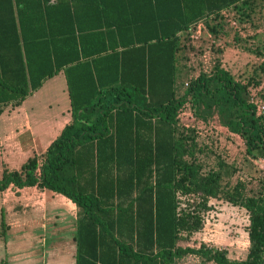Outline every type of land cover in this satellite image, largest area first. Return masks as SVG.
I'll return each mask as SVG.
<instances>
[{
	"label": "trees",
	"instance_id": "trees-1",
	"mask_svg": "<svg viewBox=\"0 0 264 264\" xmlns=\"http://www.w3.org/2000/svg\"><path fill=\"white\" fill-rule=\"evenodd\" d=\"M259 3V0H151L154 18L139 22L135 27L146 34L155 32L143 40L139 38L145 43L141 47L143 50L157 47L171 51L160 57L162 64L171 60L172 85L177 57L188 59L189 54L185 52L195 49L191 27L201 20L220 43L213 46L215 64L212 71L201 69L200 76L191 81L182 95L175 98L172 91L170 97L154 103L148 101L153 97L147 89L151 77H145L144 86H115L102 92L101 97L106 94L117 97V103L108 108V112L117 109L121 126L116 135H110L108 128L99 127L105 118L93 120L98 103H92L93 98L84 101L90 94L83 97L79 94L80 90L74 86L76 68L71 66L67 73L74 107L73 123L64 129L43 158H30L20 170L6 169L0 176V190L11 185L18 188L39 186L75 202L79 207L76 264H177L178 259L190 253L216 264H264V195H245L242 183L227 193V199L250 213L251 247L247 259L232 260L226 249L205 244L199 248L179 245L183 232L191 234L196 230L200 207H208L209 198L219 194L222 174L221 170L203 173V165L197 160L198 143L194 130L182 128L178 123L175 136L173 127L178 121L179 110L191 95L194 110L200 117L205 120L217 118L245 140L248 154L264 157V114L259 115L256 103L251 101V85L256 82L253 78L238 79L222 66L219 55L224 44L232 43L228 39V27L236 31L239 27L232 23L237 20L228 16L235 12L250 19L260 7ZM237 32L234 33V45L244 41V36ZM51 43L56 46L58 42L51 39ZM205 47L206 44H200L196 55L200 56ZM258 54L264 57V52ZM55 72L53 69L49 75ZM146 74L150 76L151 71ZM164 75L161 71V79ZM26 94L27 90L19 88L14 99L21 100ZM138 97H147L144 102L149 108L147 114L161 119V134H157V144L161 146L151 152L133 148L109 151L104 157L116 161L118 166L96 169L93 165L95 152L90 145L95 140L114 143L116 139L117 144L140 141L141 137L133 132L139 120L132 117L133 112L140 111ZM127 123L130 129L126 128ZM166 125L172 127L170 133ZM104 157L100 154L98 158ZM122 159L128 161L126 167L120 165ZM104 171L108 173L107 178L117 175L122 181L119 184L125 185L132 196L122 198L119 194L116 202L112 190V196L107 195V200L104 199V189L101 185L97 189L95 184L97 178L104 176ZM155 174L158 182L153 184ZM89 177L92 184L88 182ZM135 190H141V194L133 197ZM121 192L124 193L122 189Z\"/></svg>",
	"mask_w": 264,
	"mask_h": 264
},
{
	"label": "crops",
	"instance_id": "crops-1",
	"mask_svg": "<svg viewBox=\"0 0 264 264\" xmlns=\"http://www.w3.org/2000/svg\"><path fill=\"white\" fill-rule=\"evenodd\" d=\"M150 1L0 0V176L6 169L20 170L34 156L43 158L64 129L73 123L74 107L67 73L71 66L76 68L74 86L80 90L79 94L82 93V97L90 94L84 101L88 102L93 98L92 103H98L93 120L105 118L106 121L101 122L99 127L108 128L110 135H116L121 126L118 123L117 109L108 112V108L117 103V97L110 94L101 97L102 92L115 86H144L145 77H151L147 89L153 97H149L148 101L154 103L167 99L172 91L175 98L182 95L187 84L200 76L197 48L200 44L208 45L209 42L205 41L208 35L202 40H192L195 49L185 52L189 54L188 59L183 56L179 60L177 57L172 75L173 85L171 60L162 64L160 57L171 51H162L157 47L147 50L141 48L145 44L143 38L155 34H146L135 27L139 22L154 18L155 12ZM51 39L58 42L56 46L51 43ZM233 50L231 45L224 44L220 59L222 66L234 74L232 66L239 60L232 58ZM53 69L56 72L50 76ZM149 71L151 75L147 77L146 73ZM161 71L165 74L163 79ZM19 88L27 90V94L23 99L16 100L14 98ZM146 99L147 97H138L136 101L141 106L140 111L132 113L133 119L139 120L133 132L141 137L140 141L135 144H117L116 139L114 143L95 140L90 145L95 152L93 165L96 169L118 166L116 161H108L104 157L109 151H128L133 148L140 152H151L161 146L157 144V134H161L162 122L159 117L147 114L146 110L149 108L144 105ZM177 120L173 125L175 136L178 123L186 129L192 124V119L188 117L182 120L177 115ZM127 121L129 122V114ZM126 128L130 129V124L127 123ZM165 128L169 133L172 131L170 125ZM229 133L237 134L233 131ZM100 154L104 158L99 159ZM127 162L122 159L120 165L126 167ZM107 174L104 171V176L95 181L97 189L100 185L104 189V199L107 200V195L112 196V190L116 202L120 198L119 194H122V198L132 196L125 185L123 190L124 187L119 184L122 181L117 175L107 178ZM152 181L153 184L158 182L156 174ZM88 182L92 184L91 177ZM16 193H21L22 198L18 199L27 204L41 205V212H35L41 215L40 221L33 216L27 223L32 227L42 224L41 231H45L43 240L39 239L43 241L42 245L58 247V250L71 247L70 263L76 264L79 221L77 204L50 189L39 186L18 188L11 185L6 190H0V210L4 223L10 219ZM139 194L141 190H135L133 197ZM56 229L62 230L55 234ZM34 237L37 236H32L31 240ZM44 263L59 264L60 261L53 258Z\"/></svg>",
	"mask_w": 264,
	"mask_h": 264
},
{
	"label": "rangeland",
	"instance_id": "rangeland-1",
	"mask_svg": "<svg viewBox=\"0 0 264 264\" xmlns=\"http://www.w3.org/2000/svg\"><path fill=\"white\" fill-rule=\"evenodd\" d=\"M259 1L260 7L250 19L235 12L228 16L237 20V31L244 36V41L234 45V33L237 31L228 27L227 32L232 42L229 45L234 48L232 58L239 60L232 66L234 74L247 80L253 78L256 84L251 85V97L264 104V57L258 54L264 52V0ZM219 55L223 56V51ZM191 114L188 113V118L192 119L188 129L194 130L193 135L198 143L197 160L203 165L205 174L210 170H221V190L217 197L209 198L208 207H200L196 230L191 234L183 232L179 245L199 248L205 244L207 247L226 249L232 260H245L251 247L250 213L246 208L232 204L227 199V193L242 183L245 195H264V157L248 154L245 140L239 134H230L226 126L215 122L217 118L205 120L195 111L193 117ZM19 197L22 198V194L16 193L13 209H9L12 214L8 222L2 221L0 210V264H45L44 261L53 258L58 259L59 264H71V247H62L60 251L58 247H44L43 241L39 240L44 238L42 224L28 225L27 221L33 216L40 221L41 205L27 204ZM60 230L56 229L55 234ZM32 236L37 237L31 240ZM177 264L216 263L190 253L178 259Z\"/></svg>",
	"mask_w": 264,
	"mask_h": 264
},
{
	"label": "built area",
	"instance_id": "built-area-1",
	"mask_svg": "<svg viewBox=\"0 0 264 264\" xmlns=\"http://www.w3.org/2000/svg\"><path fill=\"white\" fill-rule=\"evenodd\" d=\"M232 23L233 25L238 26L237 21L232 20ZM205 35H208L209 43H208V46L204 48L202 53H200L199 58H200L201 69L204 70L205 72H211L215 64L213 46H219L220 43H218L214 39L212 33L208 30L204 21L201 20L192 25L191 38L193 40H202V38ZM190 83L187 84V87L190 86ZM192 98L193 97L189 95V101L179 110L178 115L180 119L184 120L186 117H188V113H191V112H192L191 116L193 117V111L195 110H194V105L191 101ZM251 101L256 103L258 114L259 115L264 114V104L262 102H259L255 97H252Z\"/></svg>",
	"mask_w": 264,
	"mask_h": 264
}]
</instances>
